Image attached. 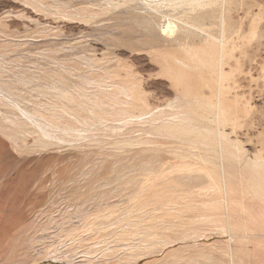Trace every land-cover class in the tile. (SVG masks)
I'll list each match as a JSON object with an SVG mask.
<instances>
[{"label": "rangeland", "instance_id": "374dc122", "mask_svg": "<svg viewBox=\"0 0 264 264\" xmlns=\"http://www.w3.org/2000/svg\"><path fill=\"white\" fill-rule=\"evenodd\" d=\"M264 0H0V264H264Z\"/></svg>", "mask_w": 264, "mask_h": 264}, {"label": "crops", "instance_id": "0c3cea01", "mask_svg": "<svg viewBox=\"0 0 264 264\" xmlns=\"http://www.w3.org/2000/svg\"><path fill=\"white\" fill-rule=\"evenodd\" d=\"M229 239H264V235L253 234V235H250V236L229 237Z\"/></svg>", "mask_w": 264, "mask_h": 264}]
</instances>
